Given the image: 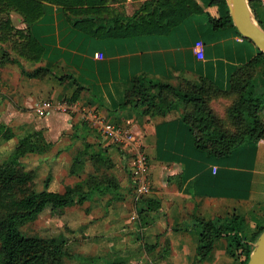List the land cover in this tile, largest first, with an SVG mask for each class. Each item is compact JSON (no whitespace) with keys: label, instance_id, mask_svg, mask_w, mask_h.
<instances>
[{"label":"crops","instance_id":"crops-1","mask_svg":"<svg viewBox=\"0 0 264 264\" xmlns=\"http://www.w3.org/2000/svg\"><path fill=\"white\" fill-rule=\"evenodd\" d=\"M193 1L211 17L223 16L221 6ZM249 11L264 31V6ZM30 33L43 49L39 66L50 73L41 78L26 77L20 72L30 71L17 62L13 64L19 70V79L4 77L7 89L13 91L0 101V154H11L21 139L17 138L29 134L26 130L32 127L34 118L43 119V130L38 131L46 150L24 154L19 162L24 171L37 177L44 172L49 178L47 191L62 193L86 176L112 177L110 185L105 179L100 184L94 180L86 201L65 209L70 215L84 204L89 210L100 205L93 208L91 216L75 213L84 241L96 234L100 244L91 247H121L125 264L148 263L143 246H152L148 254L152 253L154 260L191 264L195 255L192 233L172 228L190 224L195 217L210 220L235 214L244 220L242 235L252 249L255 228L264 227L260 225L264 219V128L253 143L215 159L193 149L178 111L148 117L142 115V108L119 107L124 90L137 76L158 82L178 73L183 79L195 81L201 77L225 89L232 70L255 55L249 41L230 28L211 31L202 16L188 17L167 37L94 40L70 28L62 11L50 5L43 6L42 17L31 26ZM62 75L72 76L82 87L74 102L68 100L75 88L69 81H59ZM43 98L72 105L74 112L38 118L33 114V101ZM91 113L141 139L148 160L144 180L149 189L143 200L159 205L141 220L137 212L145 207L131 194L133 150L113 146L107 136L90 126L84 116ZM259 118L264 125V108ZM12 125H21L22 129L15 132ZM55 147L61 150L57 156L51 154ZM95 153L104 160L88 158ZM94 218L103 221L90 224ZM202 264L239 263L232 261L225 242L218 240Z\"/></svg>","mask_w":264,"mask_h":264},{"label":"trees","instance_id":"trees-1","mask_svg":"<svg viewBox=\"0 0 264 264\" xmlns=\"http://www.w3.org/2000/svg\"><path fill=\"white\" fill-rule=\"evenodd\" d=\"M246 1L251 11L259 6L256 0ZM206 2L207 5L214 4L224 8L223 16L211 17L193 0H144L140 10L128 17L107 16L104 0H0V42H10L18 58L36 66L30 72L21 71V74L41 78L50 72L39 66L43 49L32 37L30 28L42 17L44 5L60 9L70 28L94 40L167 37L171 29L190 16H202L211 31L224 28L234 30L225 1ZM9 13L21 17L24 25L22 30L12 27L8 19ZM3 62L13 64L18 61L1 52L0 64ZM255 70H260L263 85L254 83ZM63 80L69 81V85L75 88L68 100L74 102L82 87L70 75L59 77V81ZM228 88L227 91L220 90L211 81L201 77L195 81L183 79L181 85L172 87L137 76L130 80L129 87L124 90L119 107L142 108V115L148 117H164L172 111H178L193 149L207 157L223 159L237 148L253 143L262 136L264 125L259 113L264 108V55L255 49V55L229 75ZM226 96L236 97L227 112L228 118L236 125L241 122L246 125L243 130L232 135L214 126L213 116L205 106L206 97ZM111 144L118 147L112 142ZM46 147L41 132H31L18 140L10 156L0 163V264H66L64 260L68 254L63 238L25 236L19 231V227L31 224L46 209L51 214L61 215L65 209L81 205L88 198L89 188L94 180L99 184L103 179L108 185L112 182V177L86 176L73 186L65 188L62 193H54L47 191L49 178H46L43 182L44 189L36 191L35 174L24 171L19 160L24 154H40ZM88 158L101 162L104 160L98 153ZM143 198L144 196L140 197L139 202L142 200L145 209L137 212L140 220L146 213L159 207L158 202ZM188 223L190 224L173 227L172 230L192 233L195 255L191 264H202L218 240L225 242L232 261L246 264L252 249L245 243L242 235L243 218L235 214L210 220L195 217ZM263 230L264 227L255 228L253 242ZM143 249L148 253L152 246H143Z\"/></svg>","mask_w":264,"mask_h":264},{"label":"rangeland","instance_id":"rangeland-1","mask_svg":"<svg viewBox=\"0 0 264 264\" xmlns=\"http://www.w3.org/2000/svg\"><path fill=\"white\" fill-rule=\"evenodd\" d=\"M104 1H105V7L107 9V13H106L107 16H117V15L124 16L125 13L131 16L135 11L140 10L141 4H142V2L136 3V2H132V0H104ZM208 6L210 7L214 6L215 8L217 7L214 4H211ZM220 14L221 15L224 14V8L220 11ZM0 19H2V16H0ZM8 19L13 28L18 29V30H22L24 28V25L21 21V17H19L17 14L9 13ZM1 52H4L8 56V58L16 59L18 63H20L23 66H26V71H31L33 68L36 67L35 65H32L18 58L17 53L12 49V46L10 42L8 41L0 42V53ZM237 67H235L232 70V72L235 71ZM255 71L253 73L255 76L254 83L263 85L262 83L263 81L260 77V70L257 71V73ZM177 74L173 73L170 76L171 79H165V81L160 80L158 82L163 83V84H168L172 87H177L181 85V81H183L182 75H177ZM7 76L8 77L11 76L12 80H14L13 78L18 76V79H19L20 77L19 70L14 64L3 62L2 64H0V101L3 100V98L6 95H8L9 93L13 91L12 89L10 90L7 89L8 86L6 84V79L4 80V77L6 78ZM182 87L184 89V86ZM219 89L223 91H227L229 89L228 84L226 85L225 89H222V88H219ZM44 99H47V98L38 99L36 101H33V106L36 102L42 101ZM235 101H236L235 96H226V97H218V98L206 97L205 98V106L207 110L211 113V115L213 116L214 126L218 129L220 128L219 130L229 135H232L236 133L237 131H241L246 127L244 122H241L240 124L236 125L234 121L232 123V121L228 118L227 112L229 108L231 107L232 103L234 104ZM56 114L63 115L62 113H56ZM44 122L45 121L43 119L34 118V120L31 122L32 127L28 128L26 132L31 133L33 131H38V130L42 131ZM76 126H79V125L77 124ZM12 127L14 128L15 132L18 131V129L20 128L22 129L21 125L19 126L12 125ZM22 137L23 136L17 138V140ZM58 149L59 147L58 148L55 147V149L52 150L51 154L53 153V155L57 156L59 153H61V150L58 151ZM9 156H10V153L0 154V157H1L0 163L5 161ZM22 165L24 168H26V161H24ZM46 178L48 177H46L44 172H41L40 174L38 173V177H37V174L35 175L34 188L36 191H41L42 189H44L43 182L45 181ZM92 197L94 198V196L92 195L89 198V201ZM89 203L91 204L90 206H92V201ZM83 206L85 207H82L80 209H75V211H73V213H71L70 215H66V213L68 212L67 210H64L61 215H54V214H51L46 209L31 224H25L19 227V231L25 236H39V237H45V238L47 237L63 238L66 241V252L68 254L67 258H65L64 260L66 264H125L127 261L125 260V257L123 256L125 251H122L120 249L121 247H119L118 245H117L118 247H115V248L112 247V249L109 248L110 250L106 249L104 247V244L103 246L91 247L92 245L100 244V239L95 236L96 234L90 235L88 239L85 241L84 239H86V237H81L83 230L80 228V225H79L80 220L76 214H78L79 216L83 213L85 216L89 214L91 216L93 210L99 208L100 205H97L93 207L94 209L91 208L90 210H89L90 207L87 208L86 204H84ZM97 214L99 213L97 212ZM251 218H252V215H251ZM96 219L97 218H94L90 224H93L94 222H96L97 224L103 221V218L98 219V220ZM261 221H262V224L260 225H264L263 218L261 219ZM146 256L148 258V263H145V264H169L168 259H162V260L152 259V253H149V254L146 253Z\"/></svg>","mask_w":264,"mask_h":264},{"label":"built area","instance_id":"built-area-1","mask_svg":"<svg viewBox=\"0 0 264 264\" xmlns=\"http://www.w3.org/2000/svg\"><path fill=\"white\" fill-rule=\"evenodd\" d=\"M264 6V0H256ZM75 107L65 102L42 100L34 104L33 112L38 118L54 113L74 112ZM86 116V115H85ZM84 120L94 127L103 136H107L118 147H128L133 150V159L129 169L131 178V194L134 201L149 193L145 176L148 173V160L141 144V139L127 129L105 123L99 116L87 114Z\"/></svg>","mask_w":264,"mask_h":264},{"label":"water","instance_id":"water-1","mask_svg":"<svg viewBox=\"0 0 264 264\" xmlns=\"http://www.w3.org/2000/svg\"><path fill=\"white\" fill-rule=\"evenodd\" d=\"M235 32L264 55V31L253 20L246 0H224ZM246 264H264V230L257 236Z\"/></svg>","mask_w":264,"mask_h":264}]
</instances>
